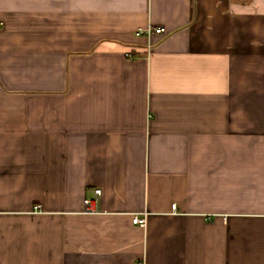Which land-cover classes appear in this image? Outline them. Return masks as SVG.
<instances>
[{"label":"crops","instance_id":"0c3cea01","mask_svg":"<svg viewBox=\"0 0 264 264\" xmlns=\"http://www.w3.org/2000/svg\"><path fill=\"white\" fill-rule=\"evenodd\" d=\"M137 263L264 264V0H0V264Z\"/></svg>","mask_w":264,"mask_h":264},{"label":"built area","instance_id":"2783aa9c","mask_svg":"<svg viewBox=\"0 0 264 264\" xmlns=\"http://www.w3.org/2000/svg\"><path fill=\"white\" fill-rule=\"evenodd\" d=\"M154 32L156 33H161L163 32V28L157 27L153 29ZM152 32L151 28L146 29L143 31L145 34H150ZM130 58V56H129ZM100 189H95L94 190V196L92 198H85L83 203H84V211L87 213H95L97 212V205H98V197L100 195ZM175 208V206H173ZM145 217L144 216H139V215H133L132 217V223L138 224L139 226H144L145 225ZM139 264V263H137Z\"/></svg>","mask_w":264,"mask_h":264}]
</instances>
